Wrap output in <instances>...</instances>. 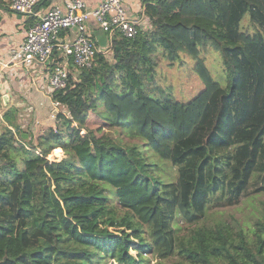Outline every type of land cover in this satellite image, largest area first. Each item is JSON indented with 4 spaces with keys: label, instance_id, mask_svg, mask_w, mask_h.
<instances>
[{
    "label": "trees",
    "instance_id": "1",
    "mask_svg": "<svg viewBox=\"0 0 264 264\" xmlns=\"http://www.w3.org/2000/svg\"><path fill=\"white\" fill-rule=\"evenodd\" d=\"M143 2L148 26L112 34L107 54L76 79L70 65L53 90L63 108L54 133L34 143L14 122L0 131V264H147L148 254L153 264H264V215L247 228L206 218L211 205L264 192V0ZM207 43L226 83L201 91L179 113L182 134L171 133L158 59L173 64ZM57 146L62 156L49 159ZM158 152L174 178L160 174Z\"/></svg>",
    "mask_w": 264,
    "mask_h": 264
},
{
    "label": "built area",
    "instance_id": "2",
    "mask_svg": "<svg viewBox=\"0 0 264 264\" xmlns=\"http://www.w3.org/2000/svg\"><path fill=\"white\" fill-rule=\"evenodd\" d=\"M38 1L8 0L12 11L34 15L35 19L28 26L23 41L10 49L7 60L0 58V84L5 68L23 66L26 70L43 66L44 79L52 94L53 90L66 85L70 65L76 71L93 65L95 54L100 50L89 34L88 24L91 21L108 37L115 32L133 37L138 26L149 25L143 12L145 0H142V14L135 17L129 15L123 0H98L92 7L87 5L86 0H66L64 5H55L45 12L35 13L34 6ZM71 30L75 31L74 36L61 35ZM55 50L58 51L59 59L56 58ZM54 104L61 106L58 102ZM51 115L56 116V113L52 111ZM53 131L56 129L53 128Z\"/></svg>",
    "mask_w": 264,
    "mask_h": 264
},
{
    "label": "rangeland",
    "instance_id": "3",
    "mask_svg": "<svg viewBox=\"0 0 264 264\" xmlns=\"http://www.w3.org/2000/svg\"><path fill=\"white\" fill-rule=\"evenodd\" d=\"M241 25L242 29L246 31L252 32L254 30V26L249 21L247 14L244 15ZM198 50V54H194L190 51H182L180 58L173 64H169L166 58L160 57L158 59L159 63L155 79L172 98V101H169L172 107L168 112H165V114L163 113L160 119L167 121L169 129L174 128L170 130L171 133L177 132L179 135L182 134L186 126L180 123L181 118L179 113L186 114L191 107L189 104L194 101L201 91L209 84L224 85L227 80L220 52L209 43L199 46ZM70 73L72 77L76 79L77 71L71 70ZM55 102L56 101L51 100L50 104L46 103L41 105V116H39V120L37 121H35L37 117L35 114H31L29 117L24 116L27 122H23L19 128L22 129V133L25 134V131L28 130L32 142L37 143L38 137L50 135L54 133L53 128L57 129L56 116H52L51 111L57 114L58 111H61V109L63 110V108L60 105L56 106L54 104ZM103 105V103H99L98 106L99 108H103ZM192 117L193 116H190V118ZM15 118L17 119V116ZM100 123L101 120L96 115H90L86 124L88 128L96 129ZM5 126L7 125H5L3 119L0 117V131L3 130ZM104 129L107 131L106 127H104ZM84 131L85 130L82 129L81 133H84ZM109 131L112 135H116L114 128ZM144 135L145 133L143 136ZM124 139L127 140L126 134H124ZM147 139H149V137ZM54 148L47 156L49 159L60 158V156H62V153L57 155ZM59 148L61 149V147ZM151 151L153 150L149 148L150 153ZM155 156H157L161 168L160 174L166 179L174 178L175 168L170 166L168 161L162 156V152L155 153ZM261 215H264V192L242 196L237 204L231 206L211 205L209 206L206 218L209 222H215L216 220L238 221L244 228H247L252 225L255 218ZM177 228L178 231L182 233L186 231L187 226L185 223L177 221ZM147 257H149V262L147 264H153L156 261L151 254H148Z\"/></svg>",
    "mask_w": 264,
    "mask_h": 264
},
{
    "label": "crops",
    "instance_id": "4",
    "mask_svg": "<svg viewBox=\"0 0 264 264\" xmlns=\"http://www.w3.org/2000/svg\"><path fill=\"white\" fill-rule=\"evenodd\" d=\"M49 1L47 6L36 9L35 13L45 12L55 5H64L66 0ZM97 1L86 0V3L92 7ZM123 3L130 16L135 17L142 14V0H123ZM34 19V15L12 11L8 6V0H0V58L7 60L10 49L23 41L26 30ZM88 29L97 47L101 49V52L106 53L109 48V39L106 33L92 21L88 24ZM74 33V30L64 31L63 36L72 37ZM22 70H24L23 66L18 68L10 66L4 70L3 81L0 84V117L5 125L14 122L19 127L26 121L24 116L29 117L31 114L37 115L35 121L39 120L41 105L50 104L53 100L50 87L44 79L45 69L43 66H34ZM14 133H16L15 130Z\"/></svg>",
    "mask_w": 264,
    "mask_h": 264
},
{
    "label": "water",
    "instance_id": "5",
    "mask_svg": "<svg viewBox=\"0 0 264 264\" xmlns=\"http://www.w3.org/2000/svg\"><path fill=\"white\" fill-rule=\"evenodd\" d=\"M22 137H26V134L25 133H22Z\"/></svg>",
    "mask_w": 264,
    "mask_h": 264
}]
</instances>
